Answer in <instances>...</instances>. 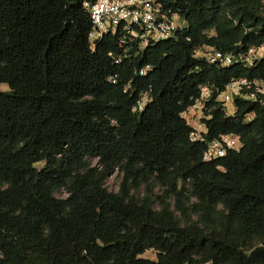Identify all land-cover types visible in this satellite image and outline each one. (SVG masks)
<instances>
[{"label":"trees","instance_id":"obj_1","mask_svg":"<svg viewBox=\"0 0 264 264\" xmlns=\"http://www.w3.org/2000/svg\"><path fill=\"white\" fill-rule=\"evenodd\" d=\"M92 1L0 0V264H264V94L235 95L234 113L217 97L264 81V57L198 54L263 42L262 1L172 0L184 26L130 54L118 32L92 43ZM225 133L241 147L204 159Z\"/></svg>","mask_w":264,"mask_h":264},{"label":"built area","instance_id":"obj_2","mask_svg":"<svg viewBox=\"0 0 264 264\" xmlns=\"http://www.w3.org/2000/svg\"><path fill=\"white\" fill-rule=\"evenodd\" d=\"M170 1L172 0H93L88 3L93 23L90 40L94 43L106 32H118L119 45L123 47L126 54H130L131 46H135L136 51H139L149 43L172 37L184 26V23L178 21L177 18L180 15L169 5ZM261 1L264 7V0ZM198 54L205 56L211 62H219L224 65L238 62L245 66H253L260 58L264 57V41L252 44L237 52H225L212 46H206ZM148 68L149 66L143 67L140 72L144 73ZM210 94V89L203 87L201 95L184 111V116L188 119L187 113L195 111L198 116L202 117L207 109ZM263 94L264 81L262 79L238 76L231 78L217 97L226 106L230 101L234 103L235 95L256 99ZM145 101L146 97L140 100V108ZM191 124L193 126L191 138H204L203 132H206L204 122L201 119H196ZM241 145L242 141L239 135L221 134L220 137L208 141L204 159L223 156L229 148L239 149Z\"/></svg>","mask_w":264,"mask_h":264},{"label":"rangeland","instance_id":"obj_3","mask_svg":"<svg viewBox=\"0 0 264 264\" xmlns=\"http://www.w3.org/2000/svg\"><path fill=\"white\" fill-rule=\"evenodd\" d=\"M178 21L182 23H186V21L183 18L178 17ZM9 88V83L8 82H0V89H8ZM235 109L233 101H230L226 104V110L228 113H232ZM188 119L190 122H195L196 119H201L200 115L198 116L195 111H191L187 113ZM37 166H42L44 165V161H39L36 163ZM121 181V174L116 170L113 174H111L108 179H107V185L110 189L117 190L119 188ZM68 192L66 191L65 188H60L59 190L56 191L57 196H67ZM143 256H149V257H155L156 253L154 249H148Z\"/></svg>","mask_w":264,"mask_h":264}]
</instances>
